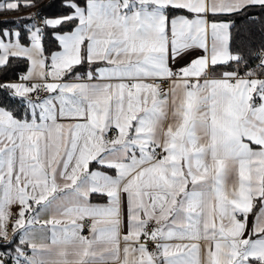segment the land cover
<instances>
[{
  "label": "snow or ice",
  "instance_id": "snow-or-ice-1",
  "mask_svg": "<svg viewBox=\"0 0 264 264\" xmlns=\"http://www.w3.org/2000/svg\"><path fill=\"white\" fill-rule=\"evenodd\" d=\"M0 264H264V0H0Z\"/></svg>",
  "mask_w": 264,
  "mask_h": 264
}]
</instances>
